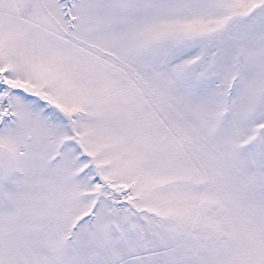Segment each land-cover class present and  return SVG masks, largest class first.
<instances>
[{
	"label": "snow or ice",
	"instance_id": "snow-or-ice-1",
	"mask_svg": "<svg viewBox=\"0 0 264 264\" xmlns=\"http://www.w3.org/2000/svg\"><path fill=\"white\" fill-rule=\"evenodd\" d=\"M0 264H264V0H0Z\"/></svg>",
	"mask_w": 264,
	"mask_h": 264
}]
</instances>
